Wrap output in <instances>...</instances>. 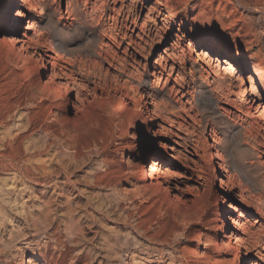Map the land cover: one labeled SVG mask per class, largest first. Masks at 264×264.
<instances>
[{
	"label": "rangeland",
	"instance_id": "1",
	"mask_svg": "<svg viewBox=\"0 0 264 264\" xmlns=\"http://www.w3.org/2000/svg\"><path fill=\"white\" fill-rule=\"evenodd\" d=\"M0 180L38 216L13 264H120L132 236L145 264H264V210L238 252L225 224L264 193V0H0ZM75 209L105 232L75 240Z\"/></svg>",
	"mask_w": 264,
	"mask_h": 264
},
{
	"label": "bare ground",
	"instance_id": "2",
	"mask_svg": "<svg viewBox=\"0 0 264 264\" xmlns=\"http://www.w3.org/2000/svg\"><path fill=\"white\" fill-rule=\"evenodd\" d=\"M172 26H173V22H172V20L170 18L164 20L161 23V26H160V29H159L160 34L167 33L168 30H170V28ZM192 48L193 47H190L189 49L186 50V58L184 60L185 62L188 61V60H191L193 58L192 56H193V53L195 52L196 49L195 48L192 49ZM178 49H179V51L185 50L184 49V45H182L181 42H178ZM203 58L208 64H211L212 58H211V54L209 53V51L204 53V57ZM148 88H152L151 83H149V87ZM166 95H163L161 97L157 107H155V109L153 111L154 114H157V117H161L162 118L164 116V114H165L164 106H165L166 100H167L166 99ZM207 104L208 103H206L205 101L203 102V106H206ZM20 135L21 134L19 133L18 135H15L14 137L18 138V137H20ZM236 136H237V141L242 143V138L240 137V135L236 134ZM125 138H126V135L123 134V135H121L119 137H116L115 139H125ZM227 140H228V137H226L224 135L223 139L221 140L222 146H223V149H222L223 151H221L218 154L219 159L223 158V156L225 154L224 153V149L227 146V143H226ZM67 156H71V153H69ZM28 170L30 171L29 174H31V173H40V175L42 174L43 176H41L42 177L41 179L43 181H46L48 179H50V180L51 179H55L61 173H66L68 168L67 167L58 168V167H54L52 165H46L44 163V164L37 165V166H35V165L31 166V167L28 168ZM21 173H23V171H21ZM29 174H27V175L29 176ZM178 176L182 177V178L183 177H187V175L184 174V173H178ZM32 178H34V177H32ZM38 181H40V180H38ZM242 200L244 202V207L243 208H238L237 212L235 211L234 213L229 215L227 220H226V222H225L226 229L230 230L231 238L232 239H236V241L239 239L240 232L246 227L247 222H249L251 220L252 213L254 211H256L259 214H262L263 210H264V193L263 192L255 194L252 198L251 197L249 198V197H247L246 195L243 194ZM7 204H9V203H7ZM12 205L15 206V207L11 208V209L9 208L10 210H7V211H1V213H0V241H1L0 244L5 246V248H1L0 247V264H13L14 259L17 258V256L19 255V250H21L20 249L21 248L20 245L22 243H24L27 246H29L35 240L33 238L27 237L26 222H28L30 220H33L34 223H36V220L38 219V216H36V214H34L29 209H25V206H23V203H22V206H21L22 208L18 207L16 202L14 204H12ZM19 208H21V209H19ZM95 214L87 213V214L84 215L85 216L84 217L82 214L80 215V213H78L76 211V209H75V214H72V216L69 219L72 228L75 230V240H77V238H81V237L86 236V234L88 232H93L95 234L100 233V232L101 233L105 232V229L107 228V222L109 221V219L107 217V214H106V211L103 210L98 215H95ZM131 216L132 215H130V214H128V215L125 214L124 215V225L127 226V227H129V225L131 226V223H129V220L131 219ZM10 226H11V228H9ZM215 226H217V225L215 224V225L207 226L205 228L215 227ZM135 227H137V226H135ZM7 231H9V232H7ZM5 232L9 233V242H10L9 249H7V247H6V246H8V244H7V241L4 238V233ZM140 237H142V236H140ZM132 239H133V247L132 248H134L135 252L134 251L131 252L129 246L123 247L121 249V251L116 252L117 261L120 264H145V262L142 261L143 257H141L142 256L141 252L145 253L148 257H151V256L153 257V254L156 251V249L147 248L145 251H142L143 248L141 247L142 245H141V242H140L139 238L137 236H132ZM232 242H233V240H232ZM239 249H240V244L237 241L235 243L236 252H238ZM129 252H131V255H128ZM148 264H152V263L149 262Z\"/></svg>",
	"mask_w": 264,
	"mask_h": 264
}]
</instances>
